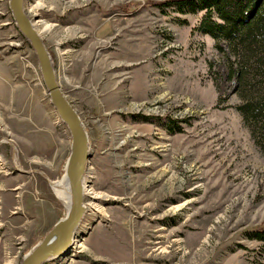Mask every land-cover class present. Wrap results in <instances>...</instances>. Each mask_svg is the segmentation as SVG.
Wrapping results in <instances>:
<instances>
[{
  "label": "rangeland",
  "instance_id": "1",
  "mask_svg": "<svg viewBox=\"0 0 264 264\" xmlns=\"http://www.w3.org/2000/svg\"><path fill=\"white\" fill-rule=\"evenodd\" d=\"M164 1L25 0L53 25L42 38L89 134L97 195L75 234L84 249L44 264H264L248 236L264 228V152L214 39L192 34L202 13ZM71 144L0 0V264H20L66 216L56 184Z\"/></svg>",
  "mask_w": 264,
  "mask_h": 264
},
{
  "label": "trees",
  "instance_id": "2",
  "mask_svg": "<svg viewBox=\"0 0 264 264\" xmlns=\"http://www.w3.org/2000/svg\"><path fill=\"white\" fill-rule=\"evenodd\" d=\"M158 6L181 15L202 13L192 34L214 39L227 63L228 78L236 82L241 100L236 108L264 152V0H166ZM248 236L264 244V228Z\"/></svg>",
  "mask_w": 264,
  "mask_h": 264
},
{
  "label": "water",
  "instance_id": "3",
  "mask_svg": "<svg viewBox=\"0 0 264 264\" xmlns=\"http://www.w3.org/2000/svg\"><path fill=\"white\" fill-rule=\"evenodd\" d=\"M18 30L36 53L50 102L71 133V152L66 165L70 206L67 214L22 259L20 264H44L69 251L74 235L86 213L83 180L92 158L89 134L78 112L59 84L52 56L44 40L32 25L25 9V0H9ZM54 187V186H53Z\"/></svg>",
  "mask_w": 264,
  "mask_h": 264
},
{
  "label": "bare ground",
  "instance_id": "4",
  "mask_svg": "<svg viewBox=\"0 0 264 264\" xmlns=\"http://www.w3.org/2000/svg\"><path fill=\"white\" fill-rule=\"evenodd\" d=\"M41 8H43V4L42 3H36V5L35 6H33L32 7V11L33 12H36L37 10H39V9H41ZM33 21V22H32ZM31 22H32V25H33V27L35 28V30L37 31V33L40 35V37L42 38V36L44 35V34H46V33H48L49 31H51V29H52V24H50V23H48L47 21H45V19H40L39 17H37V18H35V19H33V20H31ZM43 39V38H42ZM89 170V171H88ZM89 172H90V168H88L87 169V173H86V175H85V177H84V180H83V195H84V202H85V198L87 197V196H89V197H92V195H94V196H97L96 194H95V192L93 191L92 192V188H91V186H90V184H89V182H90V179H89V177H90V175H89ZM57 186H59V187H61L64 191H65V193H66V199H65V205L67 206V207H69L70 206V195H69V184H68V182H67V180H66V178H64V180L63 181H60V182H57V184H56ZM94 193V194H93ZM93 198V197H92ZM85 204V206H86V208L88 207V204L89 203H84ZM91 204L92 205H94V202H92V203H90V207H91ZM95 207V206H94ZM88 227H89V224H86V225H82L81 227H80V231H78L79 233L81 232V231H83V230H86V229H88ZM77 233V232H76ZM75 233V234H76ZM79 236H80V234L79 235H77L76 237H75V235H74V238H73V240H72V245H71V247L70 248H72L73 246H75V249H76V252H80V251H82L83 249H84V243L82 242V240H80L79 239ZM74 249V248H73ZM70 250V249H69Z\"/></svg>",
  "mask_w": 264,
  "mask_h": 264
},
{
  "label": "crops",
  "instance_id": "5",
  "mask_svg": "<svg viewBox=\"0 0 264 264\" xmlns=\"http://www.w3.org/2000/svg\"><path fill=\"white\" fill-rule=\"evenodd\" d=\"M92 240V243H93V241H94V244H96V239L94 238V239H91ZM97 247L95 246V249H96Z\"/></svg>",
  "mask_w": 264,
  "mask_h": 264
},
{
  "label": "built area",
  "instance_id": "6",
  "mask_svg": "<svg viewBox=\"0 0 264 264\" xmlns=\"http://www.w3.org/2000/svg\"><path fill=\"white\" fill-rule=\"evenodd\" d=\"M53 261V260H52Z\"/></svg>",
  "mask_w": 264,
  "mask_h": 264
}]
</instances>
